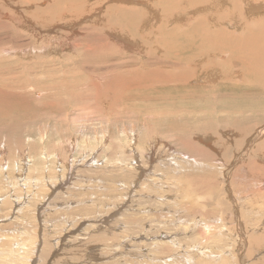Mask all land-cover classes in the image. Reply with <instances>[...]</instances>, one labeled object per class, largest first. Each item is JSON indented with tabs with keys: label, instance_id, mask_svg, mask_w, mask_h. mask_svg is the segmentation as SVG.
I'll use <instances>...</instances> for the list:
<instances>
[{
	"label": "rangeland",
	"instance_id": "rangeland-1",
	"mask_svg": "<svg viewBox=\"0 0 264 264\" xmlns=\"http://www.w3.org/2000/svg\"><path fill=\"white\" fill-rule=\"evenodd\" d=\"M43 1H45V2H43ZM51 1L52 0H47V1L46 0H28V1L27 0H0V12L4 13V15L7 14L5 16H7L8 19L5 18V20H8V21H9V18H16V19L22 18V20H24L29 15V17L26 19H29V20H31V22L32 21L34 22V20L31 18V13L34 11H38L37 13H34V14L37 15V17H40L38 19V21H40L41 24L43 25L45 23V20L41 16L42 11L44 10V8L46 9V7L48 6V4L51 3ZM116 1L117 0H114V1L106 0L105 2L107 4L109 2L111 4H113ZM153 1L154 0H152V2ZM118 2H119V0H118ZM154 2L156 3V0ZM121 3L123 4V2H121ZM131 5H133V3ZM103 7H104V5H103ZM137 7H139V6H137ZM4 9H6V10L3 11ZM9 9H10V12L7 11ZM11 9H13V10H11ZM103 9H105V7L101 8L100 11H98L96 9V11L94 13L92 12L93 15L91 16V14H90L89 16H87V19H85V20L82 18L80 20H78L79 23H78V21L76 22L78 29L82 28V26H83V28L87 27L88 20H90L89 19L90 17L98 18V16L101 17L102 15H104L105 10H103ZM13 12H14V14H13ZM44 12L45 11H43V13ZM153 14H154V16H158L160 14V7L157 6L156 9L154 10ZM16 15H17V17H16ZM21 15H23V16H21ZM13 23L16 25V22H13ZM51 24H52V27H47V28L41 27L39 24L36 25V31H35L36 33L34 32V30L29 31V29L27 28L28 24H26V26L24 28L19 27V26H17V28L19 31L21 29H23V30H21V32L23 34H26V37L30 40L28 45H30V43L33 45H38V42H40V40H41V41H43V45H44L43 48H46L45 44H47V40H46L47 37L49 38L51 35V37L52 36L56 37V39L59 40V38L60 39L62 38L63 31H69V27H67V26L63 27V25L59 24V22H58V24H55V20H52ZM60 25H62V27ZM77 26H76V28H77ZM32 32H34V33H32ZM43 34H45V35H43ZM83 34H84V31H83ZM38 35H39V37H42V39L41 38L38 39L36 37ZM32 36H33V38H32ZM34 37H35V39H34ZM28 39H27V41H28ZM80 39L81 38L77 39V41L79 43L82 41ZM77 41L75 40L73 43L75 45H77L78 44ZM61 44L58 47V49L52 48V49H50V51H49V49H46V50L42 49L41 51L38 50L33 55L32 54L31 55H28V54L25 55L24 53H22L23 55L22 54L20 55L18 53L19 54V55L17 54L18 57L17 56L15 57L14 54L12 55L13 57L12 56L9 57L10 60H16L17 59V61H20V62L23 61L24 63H29V62L34 61L35 57L36 58L39 57L40 58L39 61L44 59L41 62L42 64L38 65V69L36 71L30 72V74L36 75V80L38 79L37 82L39 84L38 88H40V89L42 88L41 90L43 91V93L39 89H37V91H33V87H29L30 89L28 88L26 90L32 94L33 101L29 100V101L25 102L24 104H21V106H22L21 112L18 111L19 105H18V108L16 110L17 112L15 111L19 115V118H20V121H18L16 123L17 125L20 126V129L18 131H14L17 134L14 145L16 147L18 145L20 146V144H19L20 143V140H19L20 133H23V134H21V138L23 140H26L25 136H29L27 139L28 143L23 144V141H22L23 146L24 145L26 146V149L24 152L25 155H22V156L20 155L21 157H23V159H25V158L27 159V160L25 159V161H26L25 170L27 171V168H28V176L29 177H31V178L34 177L35 179L38 178L39 181H41V183H43V182L44 183L46 182V183L43 185L41 184L42 187L40 185L39 187L36 186L37 188L36 187L32 188V190H30L29 193L25 192L26 193L25 195H23V192L21 193V191H19V190L16 191L14 193V195L19 197L18 201L19 202L21 201V202L19 203V205H14V203H13V205H14L13 207H15V208L20 207L15 212V214H13L14 212L12 211V209H10L9 207L5 208L4 206H2L0 204V206H1V208H0V219H4L6 217H7L6 219H8L9 217L11 219L8 223H6V225L3 229H1L2 227L0 228V234H1L0 235V249L2 246L5 247V244L8 243L9 245L6 248H10L12 251V254H9L10 256L8 255L7 259H4L0 263L5 262L4 264H8V263H10V264H73V263L74 264H113V262H114V264H117V263L118 264H136V262H137V264H139V263L140 264L141 263L142 264H174L175 261L173 259L181 258V257L183 258L185 253L188 255H191L193 252L194 253L196 252L197 258L193 257V260L197 261L200 258L201 259L204 258L203 255H206L207 252L213 253V251H215L213 253V254H215L219 251L224 252V250H226L228 248L226 250V252L228 254H226V255L229 256L230 258L232 256V258H231L232 261L230 262L231 264H254V263L257 264L258 263L257 261H259V264L260 263L264 264L263 263L264 248L263 247L260 248V249H263V251H261L260 254H257V255H254L253 257H251L252 253L249 252L250 251L249 246L247 247V244H246L248 241H252V238H255V237H258V238L262 237V239L264 240V194H263L264 193V191H263L264 190V175H263L264 174V172H263V170H264V149H263V151H259L258 153H256V151L254 152V149H253L258 144H264V127H263L264 126V92H263L264 89H263V91L252 90L250 88H254L255 87L254 84H241L240 78L235 79V77H234L236 84L233 86V88L227 87L228 88L227 91L230 90V92L226 93V90H225L226 88H224V87H221L222 88L221 90L218 89V90L213 91V92H210L209 90H208L209 92L207 90L203 91L205 89L202 90L203 92H201V90H199L198 92H200V95L202 97L198 100H193L194 103L192 104V106L194 108H196V111L194 110V111H191L189 113L185 112L183 114H180V115L177 114L175 116H172L170 114L156 115L157 113L156 114L143 113L142 110L143 111L152 110L153 108H156V105L150 101H146V102H142V103L139 101H134V102L124 103L121 107L117 108V110L114 114L113 113L109 114L108 112L105 111V109H104L105 114L104 113L102 114V112H100V114L99 113L94 114L91 112V111L94 112V106H93V110H90V111L84 109L86 106H89L85 100L87 98V96L83 95L84 91L86 89L89 91L88 88H85L84 86L80 87V85H78L79 87L76 86L77 88H72V90H71V91H73V93H72L70 90H69L70 92H66L67 89L56 84V83H60V81L65 79V77H66V79L68 78V80L65 79V82L63 80L61 82V85L64 83H66V84L74 83L75 84V81H73V82L71 81L74 79L75 80L77 79L76 81H79V84L82 82L86 83V81H89L88 76L85 75V73L82 70L80 71V69L78 67V63L79 64L84 63V62L80 61V60H82L80 51H76V49L73 48V46L71 47L70 45H61ZM5 46H6V48L3 47V49H7V50L10 49L9 45H8V47H7V45H5ZM141 61H145V59L142 58ZM49 64H50V66H49ZM16 65L19 66V64H16ZM41 65H44V66H41ZM61 67H63V68H61ZM39 69L41 71L43 70V72H41ZM78 69H79V71H78ZM50 71L51 72L53 71L52 74ZM70 71H71V73H70ZM73 72H74V75L72 76ZM79 72L82 74H80ZM30 74H28V75H30ZM38 74L40 75V78H39ZM70 75H71V77H73L72 79H71V77H69ZM49 76L52 78H50ZM78 78H79V80H78ZM92 79L95 80L94 77H92ZM47 82L49 85L50 84L51 85L56 84L58 87H61V88H57L55 90H53V89L50 90V89H48V84H46ZM52 82H53V84H52ZM97 83H100V82L98 81ZM40 84H41V86H40ZM44 84H46L47 86H45ZM195 86L198 87V84H195ZM206 87H208V86H206ZM63 88H64V90H63ZM75 91H77V92L75 93ZM258 92H260V93L262 92L263 93L262 96H261V94H259V96H257V95L254 96L255 94H258ZM66 93H70V94H66ZM224 93H226V96H224ZM253 93H255V94L253 95ZM215 94L216 95L219 94L218 96L220 98L217 97L218 100H217V98L214 100H211L209 96L215 95ZM39 95H41V96H39ZM246 95H248V96H246ZM78 96H80V97H78ZM222 96L224 98H222ZM51 97L59 98V101H57V104H54L53 109H47L50 112L49 111L47 112V110L42 111V109H40V110L37 109L43 102L50 101ZM67 97H69V99L71 97L72 98L69 100ZM245 97H248V98H245ZM80 98H82V99H80ZM67 99L69 101H67ZM74 101L75 102L77 101V102L74 103ZM79 102H81L80 105H78ZM82 103H84L83 107H82ZM69 104H70V106H69ZM72 104H73V106H72ZM14 106H15V104H13V109H14ZM174 106L176 107V109L182 108L181 107L182 104L179 103V101H177ZM55 107H57V108H55ZM60 108L62 111L59 112L58 109H60ZM186 108L187 107H185V110H186ZM82 109H84V110H82ZM157 109L158 108H156V111H157ZM23 110H24V112H23ZM162 110H165V108H162ZM243 110H245V111H243ZM237 111H239V112H237ZM21 116H23L24 118ZM66 116H67V119H65ZM104 116H105V118H104ZM28 119L30 121H28ZM167 121L171 122L172 127H169L168 125H166V126L164 125ZM31 122H33V123H31ZM103 124H105V125H103ZM39 125H41V126H39ZM205 125H206V127H205ZM26 126H27V128H26ZM49 126H51V127H49ZM193 126H194V128H193ZM161 127H162V129L163 128L164 129L163 130L159 129ZM46 128H47V130H44ZM51 128H53V129L51 130ZM117 129H118V131H117ZM248 130H250V131H248ZM255 130H256V133H255ZM43 131H45L46 134ZM49 131H51V132H49ZM244 131L246 132V134L243 135L242 132H244ZM199 132H201V133H199ZM43 133H44V135H43ZM217 133L220 135H218ZM253 134H255V135H253ZM67 136H69V138ZM48 137H50L52 139L49 140ZM254 137H255V139H254ZM7 138L8 139L11 138L9 133L6 135L0 134V144L5 145L6 147H9L11 145L9 147V150L11 148V151H12V150H14L15 146L12 145L11 143L9 144ZM88 138H90V139H88ZM132 138H133V142H131V143L137 142L139 144V145L137 144V146H139V147H137L136 152L133 154V159H135L133 161L131 160V156H130L129 152H125V150H126L125 147L130 146L129 142L132 141ZM94 139H97V140H94ZM206 139H210L211 142L206 141ZM9 140H11V139H9ZM44 140H45V142H44ZM67 140H69L68 144H70V147H68V144L66 143ZM248 140L250 143L248 142ZM120 141H122V142L120 143ZM97 142H99V143H97ZM44 143L46 144V146H44ZM151 143H152V145H151ZM207 143H210V145H207ZM29 144L31 145V147ZM65 144H66V146H65ZM122 144L124 146V148H123L124 150H122L124 152L123 154H121ZM144 144H146V145H144ZM2 145H0V146H2ZM161 145H162V147H161ZM113 146H114V148H112ZM141 146H143V149ZM146 146H147V149H145ZM154 146H156V148ZM243 146H244V148H243ZM251 146H252V148H251ZM44 147H46V148H44ZM248 147H249V149H248ZM23 148H25V147H23ZM149 148H151V150ZM65 149H66V151H64ZM111 149H112V151H110ZM201 149H202L203 153L204 152H206V153L203 154L201 152ZM242 150H244V151H242ZM255 150H256V148H255ZM20 151H24V149H22L21 146H20V149H18V153ZM56 151H57V153H56ZM117 151H119L120 154ZM143 151H144V153H142ZM156 151H159V152H156ZM16 152L17 151H15L10 156L6 154V158H8L12 161V159L17 156ZM94 152H95V154H94ZM145 152H148V153H145ZM184 152H186L188 155ZM241 152H242V154H241ZM244 152H246V153H244ZM58 153L61 155H59ZM106 153H108L109 155H107ZM131 153H133V151ZM152 153L157 154L158 156L152 155ZM201 153H202V156H201ZM41 154H44L47 159L44 160L43 157L41 158ZM189 154H190V157H189ZM194 154H196V155H194ZM125 155H127V156H125ZM149 155H150V158H149ZM162 155H164V156H162ZM182 156H183V158H182ZM199 156H200V158H199ZM248 156H250L249 159H248ZM192 157H193V159H192ZM118 158L124 159V162L127 161L128 163L125 162L126 165H121L122 167L120 166L121 167L120 169H116V167L112 168L111 164H109V163L114 162V160L118 159ZM141 158L144 160L142 161ZM157 159H158V161H157ZM190 159H192V160L195 159L194 163ZM160 160L162 162H159ZM187 160H189V161H187ZM141 161L143 162V164L139 163ZM170 161H171V163H170ZM190 161L192 162V164L195 165V166L192 165L196 169L195 171H198V169L201 171L200 167H202V170H205L206 172H207V169L212 170V171H210V173H208V174L212 175V177H213V184L211 183V185L213 187L211 185H209L210 187H212L211 189L209 188L210 191H209V189L201 188L199 186H192V189L194 188V190L188 192L187 189H182V190H181V188H180V190L178 189V187H180V185H182L179 182H178L179 186L174 185L177 181L175 182V180H173L169 175L173 176V173L176 172L175 173V175H176L175 179L179 178L178 176H180V174L178 175V173L180 171H183L182 173H185L187 175L190 170L194 169V168L193 169L191 168L192 166H191V164H189ZM15 162H19V159H16ZM62 162H64V163H62ZM135 162H136V164H135ZM197 162L200 164H197ZM232 163L233 164L235 163V164L233 165ZM64 164H65V166H64ZM131 164H132V167H130ZM11 165L15 169V172H13L10 175L12 177H13V175H19L20 174L19 171H21L20 164H18V163L13 164L11 162ZM133 165H134L135 169L133 168ZM196 165L198 168L196 167ZM198 165H200V166H198ZM231 165H232V168H230ZM254 165H257V166L254 167ZM152 166H153V168H152ZM46 167L48 169H45ZM63 167L64 168L67 167V168L63 169ZM103 167H104V169H103ZM146 167L148 170L146 169ZM233 167H234V169L236 167H238V168H236V170L233 171L232 170ZM251 167H253V170ZM33 168L36 169V171ZM122 168H123V170H122ZM170 168H172V169H170ZM41 169H43V170H41ZM113 169H114V171H113ZM237 169H238V172H237ZM256 169H257V171H256ZM44 170H47L46 173L44 172ZM97 170H99V171H97ZM138 170H139V172H138ZM23 171H21V173ZM129 171L130 172L134 171V172L130 173ZM163 171L164 172L166 171L167 173L166 172L164 173ZM243 171H245V172H243ZM259 171H261V172H259ZM41 172H42V174H41ZM235 172L240 173L239 174L240 176L235 175L236 174ZM35 173H37V174H35ZM138 173H140V174H138ZM241 173L243 176L241 175ZM43 174H44V176H43ZM151 175H156L157 177L154 176L155 178L153 177V181L149 180V179H151ZM159 175H160V178H158ZM115 176H117V177H115ZM128 176H130L132 178L130 179V177H128ZM168 176H169V178H168ZM216 176H218V179L220 180V183L218 181V184L216 182ZM138 177L140 178V181H139ZM111 179H112V181H111ZM134 179H137V181H139L135 185L132 183V181ZM14 181H15V179H14ZM179 181L182 182L181 180H179ZM56 183H57V185L58 184L59 185L57 186ZM74 183H75V186H74ZM112 183L114 185L115 184L116 185L114 186ZM221 183H224V184H221ZM47 184H48V186H47ZM53 184L55 186H57V188L55 187L53 189V187H54ZM80 184H82L83 186H81ZM123 184L126 185L127 187L124 186ZM43 186L46 187L47 191ZM153 186H155V187H153ZM161 186H163V188H161ZM20 187H21V189H24L22 186H20ZM107 187H112L113 191L108 192L106 190ZM103 188H105V190H103ZM144 188H146V189L148 188V189L146 190ZM157 189H160V192L157 191ZM176 189L179 192H177ZM199 189H200V191H198ZM123 190L125 191V193H123L124 192ZM258 190H259V192L257 193ZM261 190L263 191V193ZM35 191H37V192H35ZM50 191H51V193H49ZM128 191H129V193H128V196L126 197V201H125V199H122V198L125 196L126 192H128ZM53 192H54V195L52 196ZM44 193H45V195H47V198H45L46 200L44 199V196H45ZM255 193H256V196L253 198V202L256 203V205L258 204L257 206H260V207L262 206L261 208L256 207V205H254L253 203H250V204H253L251 206L248 203H242V202L239 203V205L241 204V205H243V207L241 205H240V207H238L239 205L237 204V202L242 201L241 197H243L244 195L245 196L252 195V194L255 195ZM189 194H190V196H189ZM259 194L261 195V197ZM29 195L32 197V199H30V200H29V198H31V197ZM233 195H234V197H233ZM147 196H149V198L151 200H153L154 203L151 200L147 199ZM164 196H166L168 198H167V200H165L163 202L161 197H164ZM231 197H233V198H231ZM119 198H121V199H119ZM119 200L120 201L122 200V202H120ZM45 201L47 203L50 202L49 203L50 207H49V204H47ZM234 201H235V204H233ZM130 202H131V205H130ZM174 202H176L177 205H175ZM228 202H231V203L229 204ZM21 203H22V205H24V208H23V206H21ZM179 203H181V204H179ZM116 204L118 205V209H119V210L117 209V213L113 212V213L109 214V211L112 208H115L114 206ZM246 204H248V205H246ZM119 205L121 208L119 207ZM111 206H113V207H111ZM125 206H127V207H125ZM166 206H167V209H166ZM175 206H176V208L174 209ZM232 206L235 207L233 213H232V210H233ZM248 206H250V207H248ZM177 207H179V208H177ZM182 207H183V209H182ZM257 208H258V210H257ZM60 209L64 210L63 211L64 213H62V211ZM188 209H190V210H188ZM220 209L223 213H221ZM10 210H11V212H10ZM19 210H20V212H19ZM125 210L129 214L128 213L123 214L124 212H126ZM171 210H173V211H171ZM236 210H238L237 212H239V213L235 212ZM249 210H250V212H249ZM253 210H256V211L254 212ZM134 212H137L138 214L134 213ZM16 213H17V215H16ZM18 213H19V215H18ZM140 213H142V214H140ZM187 213L189 214L188 215L189 217L187 216ZM220 213H221V215H220ZM12 214L16 215V217L13 216ZM63 214H65V215H63ZM235 214L236 215L238 214L239 216L238 215L234 216ZM8 215H9V217H8ZM164 216L166 219L164 218ZM139 217H140V219H139ZM142 217H144V218H142ZM231 217L233 220L230 219ZM129 219H131L132 221ZM167 220L169 222H167ZM226 220H229V221L226 222ZM54 221L57 223H55ZM149 221H150V223H149ZM230 221H232L231 224H230ZM94 222L100 223L101 226L96 227L94 229L93 228ZM221 222L223 224H221ZM224 222L228 223V224H224ZM176 223H178V224H176ZM233 223H234V225H233ZM156 224H158V225H156ZM163 224L165 226L167 224H168V226L172 225V226H170L169 229L167 228L168 229L167 234H164L165 233V226L162 228ZM7 225H9V227ZM123 225H125V226H123ZM133 225H135V226H133ZM129 226L132 228H130ZM128 227H129V229H127ZM225 227H226V229H225ZM135 228H137V229L135 230ZM130 229H132V230L130 231ZM219 229H220V231L221 230L223 231V229H224L225 233L220 232ZM13 230H14V232H13ZM103 230H104V232H103ZM147 230L150 231L148 234L153 236V237H149V235L148 236L145 235L148 232ZM177 230H178V232H177ZM233 230L235 232H233ZM206 231H207V233H206ZM228 231H229V233H228ZM109 232H110V234H109ZM134 232H135V234H134ZM230 232H232V233H230ZM155 233L156 234L158 233V235L155 236L156 235ZM191 233H193L194 235L190 238L185 239V237H187ZM184 234H185V237H184ZM207 234L210 235L209 237H211V238H209ZM220 234H222V235H220ZM223 234H225V235H223ZM212 235H213V237H212ZM154 236H155V238H154ZM159 236H160V238H158ZM147 237H149V238H147ZM174 237H175V239H174ZM152 238H154L153 239L154 242L151 240ZM221 238H224V239H221ZM240 238L244 241L243 242L244 246H243V243H241V245H238L242 241ZM160 239L163 240L162 242H165V243H162V244L158 243L159 245L157 244V246H156L157 240H160ZM237 239H238V241H237ZM166 240H168L169 242H167ZM239 240H240V242H239ZM224 241L227 243H225ZM17 242H18V244H16ZM36 242H37V247L33 253L32 250H33ZM178 242H179V244H178ZM150 243H152V245H150ZM166 243H169V245L172 247L171 254H170L169 250L166 249L167 247L164 246V244H166ZM172 244H174V245H172ZM216 244H217V246H216ZM220 244H223V245H220ZM236 244H237V246H236ZM17 245H19V246H17ZM162 246L165 248V250L162 248ZM225 246H227V248H223ZM16 247H17V249H16ZM155 247L156 248L158 247V248L155 249ZM29 248H30V250H29ZM130 248H131V250H133V252L132 251L130 252ZM149 248H151V249H149ZM12 249H14V250H12ZM19 249L23 250L22 254L19 253ZM159 249H162L161 252L165 251L164 252L165 254L156 253V252L160 251ZM173 249H174V251H173ZM229 249H231V250H229ZM228 250L230 252H228ZM254 250H256V248H254ZM254 250H252V252ZM257 250H258V248H257ZM167 251L169 252L168 260H165L164 259L165 256H163V255H166L168 253ZM126 252H128V253H126ZM140 252H141V254H140ZM146 252H148L149 254ZM223 252H221V254H223ZM231 252H232V255H231ZM237 252L240 254H238ZM28 253H32V255L28 254ZM143 253H144V255H143ZM229 253H230V255H229ZM137 255H139V256H137ZM170 255H172V257ZM226 255L223 254V256H226ZM12 256L15 257L14 261H11ZM26 256H28V257H26ZM114 256L116 257V259L114 258ZM132 256H133V258H132ZM141 256H143L145 258H143ZM155 256H156V258H155ZM243 256H245V257H243ZM4 257H5V255L3 256V258ZM129 258H131L132 260ZM146 258H148V259H146ZM217 258L219 260L220 257H217ZM124 259H126L127 261ZM144 259H146L147 262ZM6 260H8V261H6ZM119 260H121V261H119ZM175 260H177V259H175ZM122 261H124V262H122ZM191 264H194V261H192Z\"/></svg>",
	"mask_w": 264,
	"mask_h": 264
},
{
	"label": "bare ground",
	"instance_id": "bare-ground-1",
	"mask_svg": "<svg viewBox=\"0 0 264 264\" xmlns=\"http://www.w3.org/2000/svg\"><path fill=\"white\" fill-rule=\"evenodd\" d=\"M28 1V0H27ZM47 1V0H46ZM91 1V2H90ZM106 0H52L50 4L44 8L43 13L42 11V17L45 20V23L42 25L38 19L40 17H37L34 13H37L38 11H34L31 13V18L34 20V22L29 19H26L29 17H26L24 20L16 19V18H9L8 20H5L7 18V14L4 15V13L0 12V134H10L8 143L14 145L15 139H16V132L20 129V126L16 123L20 121L19 115L16 113L18 105V111H22L21 104H24L25 102L32 100V94L26 91L29 87H33V91H37L39 89L42 93L43 91L38 88L39 84L36 80V75L30 74L32 71H36L38 69V65L42 64L41 62L44 60L39 61V57H35V60L29 63H24L23 61H17L16 60H10L9 57L13 54L15 57L19 53L20 55L24 53L25 55H33L38 50L41 51L46 49H58V47L61 45H70L71 47L76 49V51H80L81 58L83 64L78 63V67L80 71L82 70L85 75L88 76L89 81L82 82L79 84V81L71 80L74 83H64L61 85V82L65 79L61 80L60 83H56L57 85H60L61 87H64L66 92H70L72 88H77L76 86L80 85V87L84 86L85 88H88L89 91L86 89L84 91L83 95H86L87 98L86 103L89 106H86L85 110H93L94 106V112L92 113H99L102 112V114H105V111L109 114H114L117 110V108L121 107L124 103L128 102H146L150 101L153 102V104L156 105V108H153L152 110H146L143 111V113L148 114H156V115H165L170 114L172 116H175L177 114H183L185 112H191L196 111V108L192 106L194 103L193 100H198L202 96L200 95L199 90L201 92L203 91H216L221 90V87L226 88V93L230 92L227 91V87L233 88V86L236 84L235 79L240 78L241 84H254V88H250L252 90L256 91H263L264 89V0H156V3L152 0H118L111 4L110 2L107 4L105 2ZM114 1V0H111ZM123 2V4L121 2ZM45 2V1H43ZM90 2V3H89ZM9 3V2H8ZM30 3V2H29ZM33 3V2H32ZM48 3V2H47ZM61 3V4H60ZM133 3V5H131ZM65 4V5H64ZM87 4V5H86ZM107 4V5H106ZM3 5V4H2ZM20 5V4H19ZM105 7V13L101 17L98 16V18L90 17L88 20L87 27L82 26V28L78 29V26L76 25V22L78 20L87 19V16L94 13L96 9L100 11L101 8ZM13 6V5H12ZM139 6V7H137ZM160 7V14L158 16H154V10L156 7ZM9 7V6H8ZM29 7V6H28ZM44 7V6H43ZM10 8V7H9ZM40 8V7H39ZM34 9V8H33ZM4 9L3 11H5ZM13 10V9H11ZM19 10V9H18ZM17 10V11H18ZM162 10V11H161ZM10 12V9L7 10ZM16 11V12H17ZM28 12V11H27ZM152 12V13H151ZM19 13V12H18ZM9 14V13H8ZM11 14V13H10ZM14 14V12H13ZM39 14V13H38ZM156 15V14H155ZM10 16V15H9ZM12 16V15H11ZM19 16V15H18ZM23 16V15H21ZM17 17V15H16ZM61 17V18H60ZM4 19V20H3ZM8 19V18H7ZM37 20V21H36ZM55 20V24H62L63 27L67 26L69 27V31H63L62 38L59 40L56 39V37H50L46 38L47 44L46 48H43V41L40 40L38 42V45L29 44V39L26 37V34H23L18 30L17 26L24 28L26 24H28L27 28L29 31L34 30L36 31V25H40L41 27H52L51 21ZM82 21V20H81ZM16 22V25L13 23ZM79 23V21H78ZM62 25H60L62 27ZM77 28H76V26ZM54 27V26H53ZM57 28V27H56ZM20 29V28H19ZM44 29V28H43ZM54 29V28H53ZM61 29V28H60ZM38 30V29H37ZM28 31V32H29ZM84 31V34H83ZM32 32V33H34ZM40 32V31H39ZM36 33V32H35ZM38 33V32H37ZM55 33V32H54ZM51 34V33H50ZM36 35V34H35ZM34 35V36H35ZM45 35V34H43ZM53 35V34H52ZM41 36V35H40ZM47 36V35H46ZM55 36V35H54ZM38 39L42 37L36 36ZM33 38V36H32ZM78 38H81L82 40L80 43L77 41ZM28 39V41H27ZM35 39V37H34ZM32 40V39H31ZM45 40V41H46ZM77 41L78 44L75 45L73 42ZM10 49H3V47L6 48V46ZM2 47V48H1ZM18 54V55H19ZM23 55V54H22ZM27 55V56H28ZM40 55V54H39ZM13 57V56H12ZM11 57V58H12ZM18 57V56H17ZM22 57V56H21ZM65 57V56H64ZM145 59V61H141V59ZM23 59V58H22ZM31 59V58H30ZM53 61V60H52ZM47 62V61H46ZM45 62V63H46ZM50 62V61H49ZM79 62V61H78ZM16 64H19L17 66ZM21 64V65H20ZM44 64V63H43ZM47 64V63H46ZM48 65V64H47ZM54 65V64H53ZM76 65V64H75ZM44 66V65H41ZM46 66V65H45ZM50 66V64H49ZM51 68V67H50ZM49 68V69H50ZM63 68V67H61ZM78 69V71H79ZM40 70V69H39ZM45 70V69H44ZM53 70V69H52ZM41 71V70H40ZM47 71V70H46ZM56 71V70H55ZM73 71V70H72ZM77 71V72H78ZM43 72V70L41 71ZM51 72V71H50ZM53 72V71H52ZM51 72V74H52ZM57 72V71H56ZM76 72V73H77ZM36 73V72H35ZM49 73V72H48ZM47 73V74H48ZM65 73V72H64ZM63 73V74H64ZM71 73V71H70ZM69 73V74H70ZM80 73V72H79ZM83 73V74H84ZM30 74V75H28ZM46 74V73H45ZM44 74V75H45ZM68 74V73H67ZM82 74V73H80ZM39 75V74H38ZM50 75V74H49ZM74 75V72L72 73V76ZM50 77V76H49ZM71 77V75L69 76ZM77 77V76H76ZM86 77V76H85ZM92 77L95 78V80L92 79ZM235 77V79H234ZM40 78V75H39ZM52 78V77H50ZM49 78V79H50ZM63 78V77H62ZM73 77H71L72 79ZM75 78V77H74ZM48 80V79H47ZM68 80V78L66 79ZM79 80V78H78ZM81 80V79H80ZM87 80V79H86ZM238 80V79H237ZM44 81V80H43ZM51 81V80H50ZM100 83H97V82ZM255 81V82H254ZM46 82V81H45ZM54 82V81H53ZM52 82V84H53ZM59 82V81H58ZM67 82V81H66ZM36 83V84H35ZM51 83V82H50ZM48 84V82L46 83ZM44 84L45 86H47ZM56 84L49 85L48 89L55 90L58 87ZM195 84H198V87L195 86ZM41 86V84H40ZM43 86V85H42ZM44 86V87H45ZM208 86V87H206ZM79 87V86H78ZM47 88V87H46ZM45 88V89H46ZM63 88V90H64ZM84 88V89H85ZM30 89V88H29ZM32 89V88H31ZM198 89V90H197ZM205 89V90H203ZM248 89V88H247ZM70 90V91H69ZM203 90V91H202ZM31 91V90H30ZM46 91V90H45ZM208 91V92H209ZM32 92V91H31ZM73 93V91H71ZM77 91H75L76 93ZM264 92V91H263ZM48 93V92H47ZM61 93V92H60ZM226 93H224V96H226ZM245 93V92H244ZM243 93V94H244ZM256 93V92H255ZM253 93V95L255 94ZM70 94V93H66ZM252 94V93H251ZM250 94V95H251ZM262 92H258V94H255L254 96H259ZM73 95V94H72ZM75 95V94H74ZM219 95V94H218ZM218 95H210V99L214 100ZM222 95V94H221ZM41 96V95H39ZM38 96V97H39ZM207 96V95H206ZM248 96V95H246ZM252 96V95H251ZM253 96V97H254ZM64 97V96H63ZM62 97V98H63ZM73 97V96H72ZM71 97V98H72ZM80 97V96H78ZM69 99V97H67ZM70 98V99H71ZM85 98V97H84ZM206 98V97H205ZM220 98V97H219ZM222 98H224L222 96ZM243 98V97H242ZM248 98V97H245ZM67 99V101H69ZM82 99V98H80ZM207 99V98H206ZM209 99V98H208ZM218 100V98H217ZM57 101H59V98H53L51 97L50 101L43 102L37 109L47 110V109H53L54 104H57ZM61 101V100H60ZM179 101V103L182 104V108L176 109L174 106L175 103ZM77 102V101H76ZM74 101V103H76ZM84 102V101H83ZM32 103V102H31ZM36 103V102H35ZM73 103V104H74ZM85 103V102H84ZM82 103V107L84 106ZM245 103V102H244ZM13 104H15L13 109ZM72 104V106H73ZM81 102L78 103L80 105ZM30 105V104H29ZM76 105V104H75ZM70 106V104H69ZM186 110H185V107ZM34 107V106H33ZM35 108V107H34ZM57 108V107H55ZM69 108V107H68ZM101 108V109H100ZM162 108H165V110H162ZM24 109V108H23ZM75 109V108H74ZM82 109V110H84ZM105 109V111H104ZM38 110V111H39ZM56 110V109H55ZM59 112L62 111L61 108L58 109ZM71 110V109H70ZM77 110V109H76ZM14 111V112H13ZM16 111V112H15ZM26 111V110H25ZM49 110H47L48 112ZM54 111V110H53ZM235 111V110H234ZM240 111V110H239ZM237 111V112H239ZM242 111V110H241ZM245 111V110H243ZM24 112V110H23ZM22 112V113H23ZM30 112V111H29ZM50 112V111H49ZM236 112V111H235ZM28 113V112H27ZM243 113V112H242ZM101 114V115H102ZM187 114V113H186ZM22 115V114H21ZM24 115V114H23ZM27 115V114H26ZM66 115V114H65ZM93 115V114H92ZM25 116V115H24ZM23 117V116H21ZM24 118V117H23ZM103 118V117H102ZM105 118V116H104ZM64 119V118H63ZM67 119V116L66 118ZM23 120V119H22ZM26 120V119H25ZM74 120V119H73ZM76 120V119H75ZM81 120V119H80ZM186 120V119H185ZM28 121H30L28 119ZM27 121V122H28ZM34 121V120H33ZM35 122V121H34ZM74 122V121H73ZM91 122V121H90ZM33 123V122H31ZM173 123V122H172ZM182 123V122H181ZM35 124V123H34ZM102 124V123H101ZM148 124V123H147ZM263 124V123H262ZM38 125V124H37ZM105 125V124H103ZM165 126L168 125L169 127H172V124L170 121H167ZM241 125V124H240ZM41 126V125H39ZM38 126V127H39ZM162 126V125H161ZM164 126V127H165ZM183 126V125H182ZM221 126V125H220ZM51 127V126H49ZM81 127V126H80ZM96 127V126H95ZM163 127V126H162ZM159 128V129H162ZM206 127V125H205ZM216 127V126H215ZM264 127V126H263ZM27 128V126H26ZM82 128V127H81ZM194 128V126H193ZM199 128V127H198ZM217 128V127H216ZM223 128V127H222ZM241 128V127H240ZM43 129V128H42ZM53 128H51L52 130ZM78 129V128H77ZM120 129V128H119ZM164 129V128H163ZM162 129V130H163ZM263 129V128H262ZM44 130H47L44 129ZM49 130V129H48ZM192 130V129H191ZM221 130V129H220ZM241 130V129H240ZM257 130V129H256ZM255 130V133H256ZM80 131V130H79ZM82 131V130H81ZM118 131V129H117ZM161 131V130H160ZM167 131V130H166ZM250 131V130H248ZM45 132V131H43ZM48 132V131H47ZM51 132V131H49ZM165 132V131H164ZM105 133V132H104ZM110 133V132H109ZM167 133V132H166ZM201 133V132H199ZM243 135L246 134V132H242ZM21 134L19 136L20 140V146L24 151H20L18 153V149H20V146L14 147V150L11 151V148L9 150V147H6L5 145L0 146V204L4 206L5 208L9 207L12 209L13 214L20 208V207H13L14 205H19L18 199L14 193L16 191L23 192V195L30 192L32 188H35L36 186L39 187L41 184V181L39 179H35L34 177L28 176V168L27 171L25 170V159L21 157L22 155H25V149L26 146L23 144L28 143L27 139L29 136H25L26 140H23L21 138ZM28 134V133H27ZM46 134V132H45ZM80 134V133H79ZM107 134V133H106ZM105 134V135H106ZM129 134V133H128ZM196 134V133H195ZM218 134V133H217ZM248 134V133H247ZM32 135V134H31ZM37 135V134H36ZM44 135V133H43ZM68 135V134H67ZM77 135V134H76ZM95 135V134H94ZM220 135V134H218ZM240 135V134H239ZM255 135V134H253ZM252 135V136H253ZM2 136V135H1ZM84 136V135H83ZM104 136V135H103ZM136 136V135H135ZM24 137V138H25ZM38 137V136H37ZM66 137V136H65ZM69 138V136H67ZM105 137V136H104ZM118 137V136H117ZM143 137V136H142ZM49 140L52 138L48 137ZM47 138V139H48ZM75 138V137H74ZM96 138V137H95ZM127 138V137H126ZM138 138V137H137ZM203 138V137H202ZM209 138V137H208ZM243 138V137H242ZM251 138V137H250ZM40 139V138H39ZM46 139V138H45ZM64 139V138H63ZM67 139V138H66ZM76 139V138H75ZM85 139V138H84ZM90 139V138H88ZM104 139V138H103ZM117 139V138H116ZM149 139V138H148ZM162 139V138H161ZM253 139V138H252ZM255 139V137H254ZM77 140V139H76ZM87 140V139H86ZM97 140V139H94ZM109 140V139H108ZM118 140V139H117ZM129 140V139H128ZM135 140V139H134ZM205 140V139H204ZM210 139H206V141L211 142ZM250 140V139H249ZM248 140V142H249ZM18 141V140H17ZM23 141V144H22ZM41 141V140H40ZM104 141V140H103ZM130 141V140H129ZM238 141V140H237ZM38 142V141H37ZM43 142V141H42ZM45 142V140H44ZM64 142V141H63ZM122 141H120L121 143ZM129 142L130 146L125 147V152H129L131 156V160L133 159V154L136 152L137 142L131 143ZM205 142V141H204ZM213 142V141H212ZM242 142V141H241ZM253 142V141H252ZM18 143V142H17ZM69 143V140L66 142ZM99 143V142H97ZM116 143V142H115ZM124 143V142H123ZM150 143V142H149ZM153 143V142H152ZM151 143V145H152ZM239 143V142H238ZM250 143V142H249ZM36 144V143H35ZM62 144V143H61ZM87 144V143H86ZM85 144V145H86ZM92 144V143H91ZM247 144V143H246ZM30 145V144H29ZM37 145V144H36ZM51 145V144H50ZM60 145V144H59ZM83 145V144H82ZM139 145V144H138ZM146 145V144H144ZM148 145V144H147ZM155 145V144H154ZM159 145V144H158ZM207 145H210V143H207ZM245 145V144H244ZM44 146L46 144L44 143ZM66 146V144H65ZM78 146V145H77ZM254 146V145H253ZM25 147V148H23ZM31 147V145H30ZM68 147H70V144H68ZM82 147V146H81ZM98 147V146H97ZM109 147V146H108ZM107 147V148H108ZM117 147V146H116ZM143 149V146H141ZM156 148V146H154ZM158 147V146H157ZM162 147V145H161ZM160 147V148H161ZM46 148V147H44ZM90 148V147H89ZM88 148V149H89ZM114 148V146L112 147ZM124 146L122 144L121 154L124 152L122 150ZM244 148V146H243ZM252 148V146H251ZM256 148V150H255ZM253 148L254 152L258 153L259 151H263L264 144H258L256 147ZM4 149V150H3ZM36 149V148H35ZM116 149V148H115ZM119 149V148H118ZM147 149V146L146 148ZM151 150V148H149ZM194 149V148H193ZM246 149V148H245ZM249 149V147H248ZM86 150V149H85ZM109 150V149H108ZM117 150V149H116ZM159 150V149H158ZM15 151H17V156L12 159V161L8 158H6L7 155H12ZM46 151V150H45ZM63 151V150H62ZM66 151V149L64 150ZM70 151V150H69ZM96 151V150H95ZM112 151V149L110 150ZM114 151V150H113ZM133 151V153H131ZM148 151V150H147ZM155 151V150H154ZM204 151V150H203ZM244 151V150H242ZM89 152V151H88ZM98 152V151H97ZM109 152V151H108ZM119 154L120 152L117 151ZM116 152V153H117ZM159 152V151H156ZM202 152V149H201ZM213 152V151H212ZM57 153V151H56ZM73 153V152H72ZM113 153V152H112ZM144 153V151L142 152ZM148 153V152H145ZM186 153V152H184ZM203 153V152H202ZM201 153V156H202ZM206 153V152H204ZM203 153V154H204ZM246 153V152H244ZM59 154V153H58ZM95 154V152H94ZM109 155L108 153H106ZM114 154V153H113ZM151 154V153H150ZM162 154V153H161ZM187 154V153H186ZM200 154V153H199ZM198 154V155H199ZM242 154V152H241ZM21 155V156H20ZM61 155V154H59ZM128 155V154H127ZM125 155V156H127ZM152 155H157L152 153ZM188 155V154H187ZM196 155V154H194ZM193 155V156H194ZM254 155V154H253ZM49 156V155H48ZM58 156V155H57ZM118 156V155H117ZM129 156V155H128ZM129 156V157H130ZM158 156V155H157ZM164 156V155H162ZM161 156V157H162ZM204 156V155H203ZM238 156V155H237ZM245 156V155H244ZM257 156V155H256ZM255 156V157H256ZM27 157V156H26ZM43 157L44 160H46V156L44 154H41V158ZM50 157V156H49ZM61 157V156H60ZM119 157V156H118ZM124 157V156H123ZM122 157V158H123ZM156 157V156H155ZM190 157V154H189ZM196 157V156H195ZM250 156H248L249 159ZM258 157V156H257ZM28 158V157H27ZM121 158V157H120ZM115 159L114 162H111L112 168L116 167V169H120L121 165H126L128 163L127 161L124 162V159ZM140 158V157H139ZM143 158V157H142ZM141 158V159H142ZM150 158V155H149ZM158 158V157H157ZM163 158V157H162ZM166 158V157H165ZM169 158V157H168ZM183 158V156H182ZM197 158V157H196ZM200 158V156H199ZM244 158V157H243ZM247 158V157H246ZM16 159H19V162H15ZM56 159V158H55ZM108 159V158H107ZM129 159V158H128ZM159 159V158H158ZM157 159V161H158ZM193 159V157H192ZM190 159V160H192ZM24 160V161H23ZM27 160V159H26ZM68 160V159H67ZM72 160V159H71ZM110 160V159H109ZM130 160V161H131ZM144 159H142L143 161ZM155 160V159H154ZM164 160V159H163ZM178 160V159H177ZM195 160V159H194ZM194 160L193 163H194ZM219 160V159H218ZM111 161V160H110ZM129 161V160H128ZM131 161V162H132ZM140 161V160H139ZM139 162L142 163L143 162ZM156 161V160H155ZM181 161V160H180ZM189 161V160H187ZM222 161V160H221ZM11 162L18 163L21 166V171H19V175H13V177L10 175L13 172H15V169L12 167ZM30 162V161H29ZM75 162V161H74ZM145 162V161H144ZM153 162V161H152ZM159 162H162L161 160ZM158 162V163H159ZM238 162V161H237ZM31 163V162H30ZM48 163V162H47ZM58 163V162H57ZM64 163V162H62ZM171 163V161H170ZM188 163V162H187ZM134 164V163H133ZM136 164V162H135ZM145 164V163H144ZM147 164V163H146ZM168 164V163H167ZM191 166L194 165L190 161ZM197 164H200L197 162ZM233 164V163H232ZM235 164V163H234ZM233 164V165H234ZM63 165V164H62ZM67 165V164H66ZM78 165V164H77ZM161 165V164H160ZM206 165V164H205ZM252 165V164H251ZM259 165V164H258ZM262 165V164H261ZM58 166V165H57ZM65 166V164H64ZM121 166V167H120ZM138 166V165H137ZM136 166V167H137ZM154 166V165H153ZM152 166V168H153ZM168 166V165H167ZM195 166V165H194ZM200 166V165H198ZM223 166V165H222ZM238 166V165H237ZM257 165H254V167ZM260 166V165H259ZM59 167V166H58ZM132 167V164L131 166ZM156 167V166H155ZM174 167V166H173ZM180 167V166H179ZM197 167V165H196ZM261 167V166H260ZM67 168V167H65ZM63 167V169H65ZM99 168V167H98ZM106 168V167H105ZM110 168V167H109ZM125 168V167H124ZM127 168V167H126ZM133 168L135 169L134 165ZM182 168V167H181ZM194 168L193 166L191 167ZM198 168V167H197ZM201 171L198 169V171L188 170L189 173L186 175L185 173H182L183 171H180L178 175L179 180L175 179L176 175L173 173V176L169 175L173 180H175L176 186H179V183L182 184L178 189H187L188 192L193 191L192 186H199L201 188L211 189L213 186V177L212 175L208 174L210 173V169H207V172L205 170ZM209 168V167H208ZM232 168V165L231 167ZM238 168V167H236ZM233 167V171L236 170ZM253 170V167H251ZM31 169V168H30ZM34 169V168H33ZM45 169H48L47 167ZM104 169V167H103ZM131 169V168H130ZM147 169V167H146ZM172 169V168H170ZM177 169V168H176ZM184 169V168H183ZM36 171V169H34ZM43 170V169H41ZM106 170V169H105ZM109 170V169H108ZM107 170V171H108ZM123 170V168H122ZM127 170V169H126ZM145 170V169H144ZM148 170V169H147ZM32 171V170H31ZM34 171V172H35ZM47 170H44L46 173ZM72 171V170H71ZM99 171V170H97ZM114 171V169H113ZM136 171V170H135ZM146 171V170H145ZM155 171V170H154ZM168 171V170H167ZM178 171V170H177ZM185 171V170H184ZM200 171V172H199ZM214 171V170H213ZM217 171V170H216ZM232 171V172H233ZM241 171V170H240ZM239 171V172H240ZM257 171V169H256ZM27 172V173H26ZM43 172V173H44ZM96 172V171H95ZM94 172V173H95ZM101 172V171H100ZM130 172V171H129ZM132 172V171H131ZM130 172V173H131ZM134 172V171H133ZM132 172V173H133ZM137 172V171H136ZM139 172V170H138ZM164 172V171H163ZM166 172V171H165ZM164 172V173H165ZM170 172V171H169ZM238 172V169H237ZM235 172V175H239L240 173ZM245 172V171H243ZM261 172V171H259ZM264 172V170H263ZM75 173V172H74ZM112 173V172H111ZM155 173V172H154ZM167 173V172H166ZM216 173V172H215ZM25 174V175H24ZM33 174V173H32ZM37 174V173H35ZM39 174V173H38ZM42 174V172H41ZM140 174V173H138ZM146 174V173H145ZM150 174V173H149ZM148 174V175H149ZM92 175V174H91ZM100 175V174H99ZM103 175V174H102ZM110 175V174H109ZM117 175V174H116ZM125 175V174H124ZM186 175V176H185ZM242 175V173H241ZM264 175V174H263ZM16 176V177H15ZM39 176V175H38ZM44 176V174H43ZM101 176V175H100ZM136 176V175H135ZM134 176V177H135ZM145 176V175H144ZM156 175H151V179L153 181V177ZM168 176V178H169ZM227 176V175H226ZM240 176V175H239ZM243 176V175H242ZM250 176V175H249ZM96 177V176H95ZM117 177V176H115ZM130 177V176H128ZM157 177V176H156ZM164 177V176H163ZM46 178V177H45ZM92 178V177H91ZM106 178V177H105ZM110 178V177H109ZM132 177H130L131 179ZM139 178V177H138ZM155 178V177H154ZM160 178V175L159 177ZM250 178V177H249ZM15 179V181H14ZM163 179V178H162ZM42 180V179H41ZM92 180V179H91ZM105 180V179H104ZM129 180V179H128ZM127 180V181H128ZM158 180V179H157ZM239 180V179H238ZM106 181V180H105ZM112 181V179H111ZM132 181V180H131ZM140 181V178H139ZM139 181L137 179H134L132 183L135 185ZM142 181V180H141ZM144 181V180H143ZM170 181V180H169ZM218 181L220 183V180L218 179V176H216V182L218 184ZM87 182V181H86ZM89 182V181H88ZM129 182V181H128ZM147 182V181H146ZM157 182V181H156ZM172 182V181H171ZM179 182V183H178ZM80 183V182H79ZM105 183V182H104ZM125 183V182H124ZM127 183V182H126ZM141 183V182H140ZM152 183V182H151ZM160 183V182H159ZM247 183V182H246ZM55 184V183H54ZM53 184V185H54ZM89 184V183H88ZM93 184V183H92ZM91 184V185H92ZM113 184V183H112ZM155 184V183H154ZM157 184V183H156ZM224 184V183H221ZM41 185V187H42ZM57 185V183H56ZM59 185V184H58ZM57 185V186H58ZM83 186L82 184H80ZM95 185V184H94ZM114 185V184H113ZM112 185V186H113ZM116 185V184H115ZM114 185V186H115ZM124 185V184H123ZM211 185L212 187H210ZM22 186L24 189H21ZM48 186V184H47ZM57 186L54 185L53 189ZM75 186V183H74ZM126 186V185H124ZM36 187V188H37ZM40 187V188H41ZM44 187V186H43ZM127 187V186H126ZM146 187V186H145ZM151 187V186H150ZM155 187V186H153ZM158 187V186H157ZM219 187V186H218ZM46 189V187H44ZM92 188V187H91ZM95 188V187H94ZM163 188V186H161ZM166 188V187H165ZM168 188V187H167ZM171 188V187H170ZM223 188V187H222ZM236 188V187H235ZM132 189V188H131ZM146 189V188H144ZM148 189V188H147ZM146 189V190H147ZM155 189V188H154ZM209 189V191H210ZM263 189V188H262ZM105 190V188H103ZM106 190L108 192L113 191L112 187H107ZM127 190V189H126ZM142 190V189H141ZM140 190V191H141ZM169 190V189H168ZM172 190V189H171ZM213 190V189H212ZM34 191V190H33ZM47 191V189H46ZM124 191V190H123ZM137 191V190H136ZM157 191L160 192V189H157ZM162 191V190H161ZM177 191V189H176ZM175 191V192H176ZM185 191V190H184ZM200 191V189L198 190ZM202 191V190H201ZM262 191V190H261ZM264 191V190H263ZM262 191V193H263ZM37 192V191H35ZM39 192V191H38ZM98 192V191H97ZM169 192V191H168ZM179 192V191H177ZM259 190L257 191V193ZM43 193V192H42ZM51 193V191L49 192ZM125 193V191L123 192ZM128 192H126L125 196L122 199H125L128 196ZM142 193V192H141ZM144 193V192H143ZM157 193V192H156ZM208 193V192H207ZM261 193V192H260ZM17 194V193H16ZM152 194V193H151ZM161 194V193H160ZM209 194V193H208ZM211 194V193H210ZM247 194V193H246ZM264 194V193H263ZM45 195V193H44ZM54 195V192L52 196ZM108 195V194H107ZM145 195V194H144ZM149 195V194H148ZM158 195V194H157ZM168 195V194H167ZM166 195V196H167ZM179 195V194H178ZM181 195V194H180ZM244 195V194H243ZM260 195V194H259ZM258 195V196H259ZM30 196V195H29ZM138 196V195H137ZM142 196V195H141ZM150 196V195H149ZM147 196V199L151 200ZM160 196V195H159ZM161 197L162 201L164 202L167 200L168 197ZM190 196V194H189ZM232 196V195H231ZM255 195H248L243 196L242 201H238L239 203H248L249 205H256V203L253 202V198ZM23 197V196H22ZM31 197V196H30ZM234 197V195H233ZM231 197V198H233ZM261 197V195H260ZM27 198V197H26ZM47 198V195L44 196V199ZM97 198V197H96ZM99 198V197H98ZM240 198V199H241ZM32 199L29 198V200ZM43 199V200H44ZM115 199V198H114ZM121 199V198H119ZM154 199V198H153ZM257 199V198H256ZM259 199V198H258ZM42 200V201H43ZM46 200V199H45ZM141 200V199H140ZM155 200V199H154ZM158 200V199H157ZM233 200V199H232ZM231 200V201H232ZM236 200V199H235ZM51 201V200H50ZM120 201V200H119ZM146 201V200H145ZM153 202V200H151ZM161 201V200H160ZM182 201V200H181ZM185 201V200H184ZM183 201V202H184ZM46 202V201H45ZM53 202V201H52ZM102 202V201H101ZM105 202V201H104ZM122 202V200L120 201ZM119 202V203H120ZM141 202V201H140ZM188 202V201H187ZM14 203V205H13ZM44 203V202H43ZM47 203V202H46ZM50 203V202H49ZM47 203V204H49ZM154 203V202H153ZM175 205L176 202H174ZM229 204L231 202H228ZM253 203V204H250ZM110 204V203H109ZM127 204V203H126ZM137 204V203H136ZM152 204V203H151ZM181 204V203H179ZM183 204V203H182ZM235 204V201L233 202ZM232 204V205H233ZM246 204V205H248ZM40 205V204H39ZM111 205V204H110ZM114 205V204H113ZM128 205V204H127ZM131 205V202H130ZM141 205V204H140ZM171 205V204H170ZM174 205V204H173ZM241 205V204H240ZM240 205L238 207H240ZM258 205V204H257ZM258 208H261L260 206H257ZM21 206L22 205L21 203ZM36 206V205H35ZM38 206V205H37ZM117 206V207H116ZM185 206V205H184ZM243 207V205H241ZM50 207V204H49ZM103 207V206H102ZM113 207V206H111ZM115 208H112L109 211V214L115 212L117 213L118 205L116 204L114 206ZM120 207V205H119ZM124 207V206H123ZM127 207V206H125ZM172 207V206H171ZM181 207V206H180ZM192 207V206H191ZM233 207V206H232ZM250 207V206H248ZM1 208V206H0ZM4 208V209H5ZM16 210H15V209ZM22 208V207H21ZM121 208V207H120ZM131 208V207H130ZM139 208V207H138ZM173 208V207H172ZM176 206L174 207V209ZM179 208V207H177ZM232 210V213L234 211ZM257 208V210H258ZM104 209V208H103ZM128 209V208H127ZM126 209V210H127ZM140 209V208H139ZM167 209V206H166ZM183 209V207H182ZM187 209V208H186ZM263 209V208H262ZM9 210V209H8ZM23 210V209H22ZM61 210V209H60ZM119 210V209H118ZM125 210V211H126ZM165 210V209H164ZM163 210V211H164ZM170 210V209H169ZM190 210V209H188ZM240 210V209H239ZM25 211V210H24ZM59 211V210H58ZM62 213H64V210H61ZM60 211V212H61ZM129 211V210H128ZM137 211V210H136ZM173 211V210H171ZM221 211V209H220ZM236 210L235 212H237ZM245 211V210H244ZM254 212L256 210H253ZM260 211V210H259ZM262 211V210H261ZM11 212V210H10ZM20 212V210H19ZM22 212V211H21ZM250 212V210H249ZM59 213V212H58ZM127 214L128 212H124L123 214ZM137 213V212H134ZM189 213V212H188ZM187 213V216L189 215ZM221 213H223L221 211ZM220 213V215H221ZM239 213V212H237ZM12 214V215H13ZM129 214V213H128ZM131 214V213H130ZM138 214V213H137ZM142 214V213H140ZM144 214V213H143ZM193 214V213H192ZM229 214V213H228ZM17 215V213H16ZM16 215H13L16 217ZM19 215V213H18ZM65 215V214H63ZM145 215V214H144ZM175 215V214H174ZM219 215V216H220ZM238 215V214H237ZM236 214L234 216H237ZM11 216V215H10ZM21 216V215H20ZM138 216V215H137ZM146 216V215H145ZM191 216V215H190ZM233 216V215H232ZM239 216V215H238ZM9 217V215H8ZM18 217V216H17ZM61 217V216H60ZM189 217V216H188ZM4 218V217H3ZM7 218V217H6ZM0 219V228L3 229L11 219L10 217L8 219ZM133 218V217H132ZM138 218V217H137ZM144 218V217H142ZM165 218V216H164ZM224 218V217H223ZM235 218V217H234ZM17 219V218H16ZM140 219V217H139ZM166 219V218H165ZM164 219V220H165ZM231 220L232 217L230 218ZM14 220V219H13ZM131 220V219H129ZM148 220V219H147ZM163 220V221H164ZM176 220V219H175ZM19 221V220H18ZM132 221V220H131ZM154 221V220H153ZM223 221V220H222ZM229 220H226L228 222ZM22 222V221H21ZM55 222V221H54ZM135 222V221H134ZM155 222V221H154ZM153 222V223H154ZM167 222H169L167 220ZM176 222V221H175ZM232 221H230L231 224ZM40 223V222H39ZM43 223V222H42ZM45 223V222H44ZM57 223V222H55ZM150 223V221H149ZM152 223V224H153ZM156 223V222H155ZM139 224V223H138ZM159 224V223H158ZM156 224V225H158ZM178 224V223H176ZM221 224H223L221 222ZM224 224H228L225 223ZM229 224V225H230ZM93 228L100 227L101 224L98 222L93 223ZM155 225V224H154ZM161 225V224H160ZM234 225V223H233ZM9 227V225H7ZM41 226V225H40ZM58 226V225H57ZM60 226V225H59ZM125 226V225H123ZM135 226V225H133ZM141 226V225H140ZM152 226V225H151ZM165 225L163 224L162 228ZM172 226V225H170ZM168 224L165 226V233L167 234V230L170 228ZM178 226V225H177ZM182 226V225H181ZM180 226V227H181ZM217 226V225H216ZM228 226V225H227ZM61 227V226H60ZM130 227V226H129ZM129 227L127 229H129ZM138 227V226H137ZM153 227V226H152ZM151 227V228H152ZM176 227V226H175ZM235 227V226H234ZM25 228V227H24ZM59 228V227H58ZM132 228V227H130ZM143 228V227H142ZM168 228V229H167ZM214 228V227H213ZM218 228V227H217ZM232 228V227H231ZM238 228V227H237ZM41 229V228H40ZM57 229V228H56ZM137 228H135L136 230ZM145 229V228H144ZM153 229V228H152ZM185 229V228H184ZM189 229V228H188ZM226 229V227H225ZM61 230V229H60ZM132 229H130L131 231ZM190 230V229H189ZM232 230V229H231ZM235 230V229H234ZM233 230V232H235ZM20 231V230H19ZM37 231V230H36ZM140 231V230H139ZM145 231V230H144ZM148 231V230H147ZM164 231V230H163ZM215 231V230H214ZM220 231V229H219ZM227 231V230H226ZM14 232V230H13ZM104 232V230H103ZM106 232V231H105ZM150 231L147 232L145 235H149ZM171 232V231H170ZM178 232V230H177ZM192 232V231H191ZM220 232H224L221 230ZM22 233V232H21ZM20 233V234H21ZM146 233V232H145ZM152 233V232H151ZM175 233V232H174ZM188 233V232H187ZM207 233V231H206ZM212 233V232H211ZM216 233V232H215ZM225 233V232H224ZM229 233V231H228ZM232 233V232H230ZM6 234V233H5ZM61 234V233H60ZM110 234V232H109ZM129 234V233H128ZM131 234V233H130ZM135 234V232H134ZM138 234V233H137ZM156 234V233H155ZM162 234V233H161ZM209 234V233H208ZM207 234V235H208ZM218 234V233H217ZM1 235V234H0ZM14 235V234H13ZM34 235V234H33ZM133 235V234H132ZM142 235V234H141ZM158 233L155 235L157 236ZM194 234H189L186 238L192 237ZM206 235V234H205ZM222 235V234H220ZM225 235V234H223ZM231 235V234H230ZM235 235V234H234ZM22 236V235H21ZM32 236V235H31ZM119 236V235H118ZM154 236V238H155ZM183 236V235H182ZM210 235H208L209 237ZM227 236V235H226ZM13 237V236H12ZM27 237V236H26ZM115 237V236H114ZM138 237V236H137ZM136 237V238H137ZM141 237V236H140ZM139 237V238H140ZM143 237V236H142ZM146 237V236H145ZM149 237H153L149 235ZM147 237V238H149ZM205 237V236H204ZM213 237V235H212ZM215 237V236H214ZM223 237V236H222ZM225 237V236H224ZM230 237V236H229ZM2 238V237H1ZM31 238V237H30ZM109 238V237H108ZM113 238V237H112ZM154 238L151 240L154 242ZM160 238V236L158 237ZM211 238V237H209ZM15 239V238H14ZM13 239V240H14ZM27 239V238H26ZM110 239V238H109ZM175 239V237H174ZM177 239V238H176ZM220 239V238H219ZM224 239V238H221ZM241 239V238H240ZM138 240V239H137ZM156 240V239H155ZM179 240V239H178ZM204 240V239H203ZM209 240V239H208ZM242 240V239H241ZM15 241V240H14ZM21 241V240H20ZM146 241V240H145ZM150 241V240H149ZM148 241V242H149ZM163 240H157V244H162L165 242H162ZM169 242L168 240H166ZM180 241V240H179ZM217 241V240H216ZM238 241V239H237ZM10 242V241H9ZM22 242V241H21ZM26 242V241H25ZM38 242V241H37ZM37 242L34 245V248L32 252L34 253ZM147 242V241H146ZM214 242V241H213ZM225 242V241H224ZM240 242V240H239ZM244 241L242 240L238 245H241ZM216 243V242H215ZM227 243V242H225ZM18 244V242L16 243ZM110 244V243H109ZM145 244V243H144ZM158 244V245H159ZM179 244V242H178ZM214 244V243H213ZM219 244V243H218ZM224 244V243H223ZM220 244V245H223ZM247 247L249 246V252L252 253L251 257L254 255L260 254L263 249H260L261 247L264 248V240L262 237H255L252 238V241H248ZM9 244H5V247L2 246L0 249V262L4 259H7L9 254H12V251L10 248H6ZM111 245V244H110ZM146 245V244H145ZM152 245V243H150ZM149 245V246H150ZM174 245V244H172ZM262 245V246H261ZM19 246V245H17ZM117 246V245H116ZM148 246V247H149ZM155 246V245H154ZM161 246V245H160ZM166 246L171 254L172 247L169 245V243L164 244ZM217 246V244H216ZM237 246V244H236ZM244 246V243H243ZM112 247V246H111ZM119 247V246H118ZM131 247V246H130ZM143 247V246H142ZM146 247V246H145ZM144 247V248H145ZM147 247V248H148ZM212 247V246H211ZM219 247V246H218ZM221 247V246H220ZM242 247V246H241ZM135 248V247H134ZM154 248V247H153ZM158 248V247H157ZM155 247V249H157ZM161 248V247H160ZM162 248L165 250V248L162 246ZM174 248V247H173ZM176 248V247H175ZM180 248V247H179ZM227 248V246L223 247ZM256 248V250H254ZM258 248V250H257ZM17 249V247H16ZM151 249V248H149ZM181 249V248H180ZM228 249V248H227ZM226 249V250H227ZM247 249V248H246ZM14 250V249H12ZM30 250V248H29ZM120 250V249H119ZM124 250V249H123ZM145 250V249H144ZM160 254H165V251H162V249H159ZM226 250L221 251L223 254H228ZM231 250V249H229ZM228 250V252H230ZM235 250V249H234ZM252 250H254L252 252ZM16 251V250H15ZM22 249H19V253L22 254ZM113 251V250H112ZM133 252L130 248V252ZM135 251V250H134ZM152 251V250H151ZM156 251V250H155ZM154 251V252H155ZM174 251V249H173ZM176 251V250H175ZM185 251V250H184ZM237 251V250H236ZM246 251V250H245ZM31 252V251H30ZM137 252V251H136ZM142 252V251H141ZM140 252V254H141ZM153 252V253H154ZM168 252V251H167ZM169 252L165 256L164 259L168 260ZM215 251H213L214 253ZM221 252H217L213 254L212 252H207L206 255H203L204 258H200L197 261L193 260V257L197 258V253L193 252L191 255H188L185 253L183 258H175L173 259L175 261L174 264H191L192 261H194V264H231L232 256L231 258L229 256H223ZM128 253V252H126ZM148 253V252H146ZM238 253V252H237ZM17 254V253H16ZM15 254V255H16ZM19 254V255H20ZM31 254L32 253H28ZM93 254V253H92ZM91 254V255H92ZM118 254V253H117ZM123 254V253H122ZM125 254V253H124ZM135 254V253H134ZM139 254V255H140ZM149 254V253H148ZM147 254V255H148ZM178 254V253H177ZM180 254V253H179ZM240 254V253H238ZM244 254V253H243ZM5 257L3 258V256ZM114 255V254H113ZM112 255V256H113ZM119 255V254H118ZM137 255V256H139ZM144 255V253H143ZM188 255V256H187ZM230 255V253H229ZM232 255V252H231ZM245 255V254H244ZM10 256V255H9ZM149 256V255H148ZM172 257V255H170ZM202 256V257H203ZM24 257V256H23ZM28 257V256H26ZM91 257V256H90ZM129 257V256H128ZM143 257V256H141ZM150 257V256H149ZM217 257H220L219 260ZM238 257V256H237ZM245 257V256H243ZM92 258V257H91ZM116 259V257L114 256ZM133 258V256H132ZM136 258V257H135ZM145 258V257H143ZM153 258V257H152ZM156 258V256H155ZM97 259V258H96ZM110 259V258H109ZM127 259V258H126ZM124 259V260H126ZM131 259V258H129ZM137 259V258H136ZM135 259V260H136ZM141 259V258H140ZM148 259V258H146ZM144 259L146 262L147 260ZM150 259V258H149ZM170 259V258H169ZM245 259V258H244ZM15 257L12 256L11 261H14ZM118 260V259H117ZM132 260V259H131ZM134 260V261H135ZM8 261V260H6ZM10 261V262H11ZM21 261V260H20ZM29 261V260H28ZM27 261V262H28ZM121 261V260H119ZM118 261V262H119ZM127 261V260H126ZM129 261V260H128ZM137 261V260H136ZM144 261V262H145ZM154 261V260H153ZM124 262V261H122ZM143 262V263H144ZM145 262V263H146ZM237 262V261H236ZM243 262V261H242ZM259 264V261H257ZM5 263V262H4ZM0 263V264H4ZM111 263V262H110ZM264 263V260H263ZM10 264V263H8ZM74 264V263H73ZM114 264V262H113ZM118 264V263H117ZM137 264V262H136ZM140 264V263H139ZM142 264V263H141ZM255 264V263H254ZM262 264V263H260Z\"/></svg>",
	"mask_w": 264,
	"mask_h": 264
}]
</instances>
